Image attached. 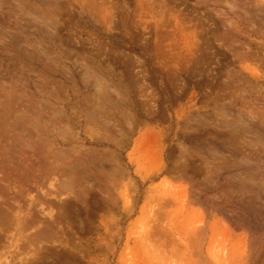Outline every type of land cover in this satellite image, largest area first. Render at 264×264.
Here are the masks:
<instances>
[{"label": "rangeland", "instance_id": "obj_1", "mask_svg": "<svg viewBox=\"0 0 264 264\" xmlns=\"http://www.w3.org/2000/svg\"><path fill=\"white\" fill-rule=\"evenodd\" d=\"M0 190V264H264V0H0Z\"/></svg>", "mask_w": 264, "mask_h": 264}, {"label": "bare ground", "instance_id": "obj_2", "mask_svg": "<svg viewBox=\"0 0 264 264\" xmlns=\"http://www.w3.org/2000/svg\"><path fill=\"white\" fill-rule=\"evenodd\" d=\"M32 12V11H31ZM33 16V15H32ZM31 18H33V17H31ZM31 20V19H30ZM31 23V22H30ZM98 79V78H97ZM100 79V78H99ZM96 81V80H95ZM97 82V81H96ZM98 83V82H97ZM101 83V82H100ZM95 84V83H94ZM100 85V84H99ZM96 86V85H95ZM101 86V85H100ZM10 101V100H9ZM97 102V101H96ZM91 113V112H90ZM8 114H6V116H7ZM19 115V114H18ZM5 115H4V118L6 117ZM3 117V116H2ZM1 117V118H2ZM22 118H24L23 116H21ZM20 117V118H21ZM90 117V116H89ZM92 117V116H91ZM18 118V117H17ZM16 118V119H17ZM19 119V118H18ZM26 119V118H25ZM5 120V119H4ZM27 120V119H26ZM92 120V119H91ZM96 120V119H95ZM17 121V120H16ZM21 121H22V119H21ZM18 122V121H17ZM17 122H16V124H17ZM19 123V122H18ZM116 128V127H115ZM2 130V129H1ZM3 133V132H2ZM123 133V132H122ZM121 133V134H122ZM120 135V134H119ZM16 142V141H15ZM16 145L18 144V141L15 143ZM30 146H32V145H30ZM12 147H15V146H12ZM18 147H20V145L18 146ZM28 150H29V152H27V153H25V155H24V153H21L19 150H18V148L16 147L15 149H12V148H7V150H5V151H7V152H5V154L7 153V155H9V156H12V157H10L11 158V160H16L17 158L20 160L21 158H23L24 159V156H25V159H26V155H27V159H28V162L26 163V162H24V160H23V162H24V164L27 166V168H28V170L29 171H25L26 172V174L27 173H29L30 172V178H28L29 177V175H28V177L27 178H25V177H22L23 176V174L24 173H22V176H21V178H23V179H21L22 181V184H29V185H33V183L32 184H30V181L31 180H33V179H31L32 177H31V174H34V173H31V172H34V170L36 171V169H37V171H39L40 170V168L41 167H44L45 166V164L42 166V163H44L45 161V159H47L48 158V155H45V158H44V155H43V159L41 158V156H38V155H41V153H37V156H36V152L34 151V149L32 148V147H29L28 146ZM35 152V153H34ZM9 153V154H8ZM18 153H21V154H19V155H21V157L18 155ZM29 153V154H28ZM60 153V155L61 156H64V154H63V151H61V152H59ZM17 154V156H15ZM43 154V153H42ZM53 154V153H52ZM22 155H24V156H22ZM68 155V154H67ZM15 156V157H14ZM28 156H29V158H28ZM53 156L55 157V155L53 154ZM8 157V156H7ZM36 157V158H35ZM40 157V158H39ZM9 158V157H8ZM7 158V159H8ZM9 158V159H10ZM16 158V159H15ZM60 159H56V158H53V164H51V162L50 163H48V165H49V167L50 168H46L47 170H48V172L45 174L44 172H43V170H42V172L44 173H42V180L43 179H45V178H47L48 177V175H49V177H51V175H53L52 177H51V179H57V178H55L54 176V174H56L57 176L56 177H58V175H59V173H60V175L63 173V171L65 170V168L63 167V166H65V165H63L64 163L63 162H60L59 161ZM92 160V159H91ZM26 161V160H25ZM62 161V160H61ZM16 162V161H15ZM48 162V161H47ZM79 162V161H78ZM93 162V161H92ZM10 163H11V161H10ZM14 163V162H13ZM17 163V162H16ZM90 163V162H89ZM24 164L22 165V163L20 164V165H22V167H25L24 166ZM47 164V163H46ZM51 164V165H50ZM73 167H74V165H73ZM85 168V167H84ZM76 169V168H75ZM74 169V170H75ZM77 170V169H76ZM41 171V170H40ZM39 171V172H40ZM66 172V171H65ZM76 172V171H75ZM75 172H74V174H75ZM78 172V171H77ZM70 173V172H69ZM71 173H73V171H71ZM7 174V173H6ZM26 174H24V175H26ZM64 174H66V173H64ZM38 175H40V174H38ZM44 175H46V177H44ZM3 176V175H2ZM5 176V175H4ZM3 176V177H4ZM33 176V175H32ZM66 176H67V174H66ZM73 176V175H72ZM77 176V175H76ZM39 177V176H38ZM37 177V178H38ZM61 177V176H60ZM69 177V176H68ZM3 181H5V182H7V184H9V183H11L13 180H11L10 182H9V178H6L5 177V179L4 178H1ZM34 179H36V178H34ZM39 179V178H38ZM47 179H49V178H47ZM64 180V179H63ZM70 180V179H69ZM37 181V180H36ZM34 182V184L36 185V186H38L39 184H38V181L37 182ZM51 181V180H50ZM40 182V181H39ZM52 182V181H51ZM61 182V184L59 183V186L61 187V188H63V189H67L68 188V185L67 184H65V183H63L62 181H60ZM42 183V182H41ZM16 183L14 182V184L13 185H15ZM21 184V185H22ZM11 185H9L8 187H10ZM21 187V186H20ZM67 187V188H66ZM12 188V187H11ZM14 188V187H13ZM27 189V188H26ZM25 189V190H26ZM60 190H62V189H60ZM59 190V191H60ZM22 192V191H21ZM62 192V191H61ZM5 193V192H4ZM59 193V192H58ZM1 195H2V191L0 190V197H1ZM5 196V195H4ZM6 199V198H5ZM2 201V200H1ZM5 201V200H4ZM17 200H15V202H16ZM18 204V203H17ZM10 207V206H9ZM9 207L7 208L8 209V211H9ZM53 208V207H52ZM7 209H5L4 208V210L5 211H3V207H0V233L1 232H11V228L12 229H16V228H14V227H9V225L7 224L8 222H7V220H10V215H11V212H14L15 213V210H12V207H10V210H12L11 212H10V215H8L9 214V212H6L7 211ZM17 210H18V208H17ZM19 211H21V209L20 210H18V213H19ZM52 211V210H51ZM20 213H22V212H20ZM13 214V213H12ZM15 214H17V212L15 213ZM8 218V219H7ZM16 218V217H15ZM19 218V217H18ZM55 218V217H54ZM20 219H22V218H20ZM11 221V222H10ZM9 222L10 223H14L13 222V220H10ZM27 221V220H26ZM55 221H57V220H55L54 219V222ZM36 222V221H35ZM9 223V224H10ZM20 223H21V220H20ZM19 223V225H18V230H17V232L19 231V233H22L24 230H26V229H29V228H31L32 227V225L33 224H31L30 222H25L23 225H21ZM10 225V226H13V225ZM16 224V223H15ZM17 225V224H16ZM15 225V226H16ZM56 226H58V225H56ZM58 227H60V224H59V226ZM47 229V228H46ZM12 231H14V230H12ZM27 231V230H26ZM1 235V234H0ZM9 237V236H8ZM14 237H15V235H14ZM54 237V236H53ZM1 239V238H0ZM31 239V238H30ZM18 240V239H17ZM57 240V239H56ZM56 240H55V238L53 239L52 238V236L51 235H49L48 233H47V231H43V230H39V231H37V233H36V235L35 236H33V239L32 240H27L28 242H26V246L25 247H27V248H29V247H34L35 246V244L36 245H39L40 246V244H43V243H46V242H52L53 244H54V242L56 243ZM24 241V240H23ZM58 241V240H57ZM146 243V242H145ZM148 244V243H147ZM23 247V246H22ZM24 247V248H25ZM36 247V246H35ZM35 247H34V249H35ZM34 249H32V251L34 250ZM37 249H38V247H37ZM23 250V251H22ZM21 251L22 252H24V249H22ZM28 250V249H27ZM36 250V249H35ZM166 250V249H165ZM19 252V251H18ZM24 254H26V253H24ZM29 254V253H28ZM178 254V253H177ZM172 256H173V254H172ZM170 258V257H169ZM192 259V258H191ZM197 262H199V261H197Z\"/></svg>", "mask_w": 264, "mask_h": 264}]
</instances>
